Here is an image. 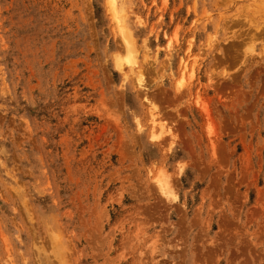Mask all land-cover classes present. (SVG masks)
Instances as JSON below:
<instances>
[{
	"label": "rangeland",
	"instance_id": "rangeland-1",
	"mask_svg": "<svg viewBox=\"0 0 264 264\" xmlns=\"http://www.w3.org/2000/svg\"><path fill=\"white\" fill-rule=\"evenodd\" d=\"M117 2L0 0V264H264V0Z\"/></svg>",
	"mask_w": 264,
	"mask_h": 264
},
{
	"label": "bare ground",
	"instance_id": "bare-ground-1",
	"mask_svg": "<svg viewBox=\"0 0 264 264\" xmlns=\"http://www.w3.org/2000/svg\"><path fill=\"white\" fill-rule=\"evenodd\" d=\"M122 1V0H121ZM124 1V0H123ZM256 1V0H255ZM117 0H108V4H109V7H110V9H111V12L113 13V16L114 17H117L118 16V13H119V11L117 10V8H118V6H117ZM249 3V2H248ZM251 3V2H250ZM259 3V2H258ZM123 4V3H122ZM122 7V6H121ZM122 9V8H121ZM124 10V9H123ZM120 27H123V26H120ZM124 29V28H123ZM130 30V29H129ZM263 32V31H262ZM130 47V46H129ZM128 47V57H127V63L128 64H130V65H136V63H137V61L135 60V55H134V53L131 51L132 49H131V47L129 48ZM123 65L124 64H122V63H119V67H121V69H122V67H123ZM136 67V66H135ZM142 83V82H141ZM185 84V82H184V78H182V80H179V82H178V87L180 88V87H182L183 85ZM150 113H151V111H150ZM150 116H152V115H150ZM151 122H152V126H151V128H152V133H151V139L153 140V141H159L160 139H161V135H159V134H157V133H155L157 130V123H156V121H155V118L153 117L152 119H151ZM158 125H160V124H158ZM158 183H159V186H160V188H161V190H162V192L164 193V194H169V193H167L166 191H165V189H164V186L165 185H163V182H162V180L159 178L158 179ZM172 197V196H171Z\"/></svg>",
	"mask_w": 264,
	"mask_h": 264
}]
</instances>
